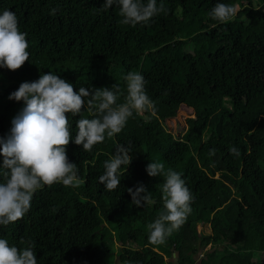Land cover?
<instances>
[{
    "label": "trees",
    "instance_id": "trees-1",
    "mask_svg": "<svg viewBox=\"0 0 264 264\" xmlns=\"http://www.w3.org/2000/svg\"><path fill=\"white\" fill-rule=\"evenodd\" d=\"M161 2L166 12L126 25L118 6L101 10L105 0H0V14L15 13L27 34L30 54L16 71L0 68V137L24 107L10 94L48 72L77 93L115 84L126 95L123 77L136 71L155 105L134 111L120 133L90 151L74 137L76 121L94 118L95 109L85 103L78 116L66 114L73 137L67 157L80 183L43 186L22 219L0 225L10 246L34 245L38 264H173L166 261L173 252L176 264H264V0ZM217 3L235 6L236 14L212 20ZM123 102L120 96L117 104ZM182 106L193 117L175 135L164 124ZM121 145L131 149L132 161L108 191L98 178ZM150 162L180 173L193 195L191 213L163 244L148 239L164 182L147 174ZM140 184L152 203L138 208L128 189ZM201 225L210 232L199 231Z\"/></svg>",
    "mask_w": 264,
    "mask_h": 264
},
{
    "label": "clouds",
    "instance_id": "clouds-1",
    "mask_svg": "<svg viewBox=\"0 0 264 264\" xmlns=\"http://www.w3.org/2000/svg\"><path fill=\"white\" fill-rule=\"evenodd\" d=\"M113 5L120 9L124 24H146L154 16L167 9L163 2L157 6V0H105L101 10ZM57 10L53 9L55 14ZM236 7L217 3L209 11L212 20L227 22L236 14ZM26 33L20 31L18 20L10 10L0 14V68L9 71L20 69L29 60ZM123 80L126 83V95L118 85L104 88H84L74 91L71 83L57 74H41L34 82L22 83L18 90L10 94L9 99L23 101L24 107L11 121V129L6 137H0V225H8L23 218L30 210L34 193L43 186L62 183L65 186H77L80 183L78 169L67 157V146L73 140L69 128L68 115L78 116L85 107L95 109L92 119L80 118L76 121L78 129L74 137L76 145L90 151L105 137H113L125 127L134 111L154 110V102L145 91V79L136 71L128 72ZM120 96L124 102L117 104ZM87 98V101H85ZM131 149L123 145L116 148V154L104 164L105 171L99 176V183L108 191L120 185L119 170L129 166L132 161ZM230 153L239 156L236 147ZM215 150H210L214 154ZM150 177L163 176L161 186L163 206L157 219L147 225L149 242L163 244L174 230L178 229L191 213L193 195L181 178V174L165 169L161 162H150L146 167ZM132 204L143 207L151 204V194L142 185L135 190L128 189ZM21 240V244H25ZM34 245L18 248L0 238V264H38Z\"/></svg>",
    "mask_w": 264,
    "mask_h": 264
},
{
    "label": "rangeland",
    "instance_id": "rangeland-1",
    "mask_svg": "<svg viewBox=\"0 0 264 264\" xmlns=\"http://www.w3.org/2000/svg\"><path fill=\"white\" fill-rule=\"evenodd\" d=\"M138 113H140V112H138ZM189 117H193V112L190 109L182 106L177 111L176 116L173 119L166 121L164 126L166 127V129L168 131H170L172 134L176 135L177 134L176 131L179 128H182L184 126L185 119L189 118ZM12 119H11V121H12ZM11 126H12V124L10 122V125H8V127L11 128ZM199 231L206 233V234H208L210 232L209 227L205 226V225H201L199 227ZM208 248H209V246L205 250H207ZM202 255L203 254H200L199 256L201 257ZM166 261L171 262L173 264H176L175 263L176 257L166 258Z\"/></svg>",
    "mask_w": 264,
    "mask_h": 264
},
{
    "label": "water",
    "instance_id": "water-1",
    "mask_svg": "<svg viewBox=\"0 0 264 264\" xmlns=\"http://www.w3.org/2000/svg\"><path fill=\"white\" fill-rule=\"evenodd\" d=\"M173 257H176V253L173 252Z\"/></svg>",
    "mask_w": 264,
    "mask_h": 264
},
{
    "label": "crops",
    "instance_id": "crops-1",
    "mask_svg": "<svg viewBox=\"0 0 264 264\" xmlns=\"http://www.w3.org/2000/svg\"><path fill=\"white\" fill-rule=\"evenodd\" d=\"M172 257H173V254H172Z\"/></svg>",
    "mask_w": 264,
    "mask_h": 264
}]
</instances>
